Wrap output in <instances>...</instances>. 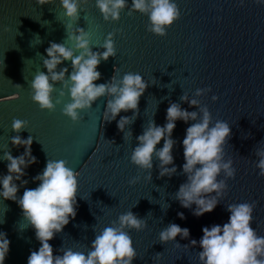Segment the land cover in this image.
Segmentation results:
<instances>
[{
  "label": "water",
  "instance_id": "obj_1",
  "mask_svg": "<svg viewBox=\"0 0 264 264\" xmlns=\"http://www.w3.org/2000/svg\"><path fill=\"white\" fill-rule=\"evenodd\" d=\"M175 2L180 18L167 29L166 36L159 37L147 30L146 14H129L131 0L119 21H105L96 0L81 4L76 21L65 17L60 0L43 5L37 0H0V176L7 174L4 153L18 157L24 152L23 147L11 143L17 134L12 130L14 119L27 121V128L19 135L33 138L32 154L36 157V163L25 170L23 179L28 183L20 187L18 196L23 195L25 187L37 186L34 177L48 160H64L80 173L77 215L49 242L54 255L67 248L87 253L95 236L128 211L147 224L139 232L129 229L137 253L133 264H200L201 249L191 246V240L199 242L204 227L226 223L230 216L227 205L232 203L255 205L251 227L264 236V177L256 167V151L264 148V5L255 0ZM69 23L73 32L82 28L89 33L94 52L104 51L102 45L108 34H115L116 55L101 61L97 84L109 82L114 74L119 79L129 72L139 73L148 82L135 116L131 111L120 113L132 118L125 129L131 133L127 139L117 128L120 116L110 123L103 119L109 97L83 110L76 124L62 112L64 104L70 102L67 94L52 112L42 111L32 101L31 82L38 72L47 73L43 60L50 43L73 47L67 39ZM64 67L70 74L71 62L65 61L57 70ZM55 87L54 101L61 90H68L61 83ZM198 89L211 91L197 95ZM185 95L189 100L196 99L198 106L182 100ZM213 96L217 97L215 101ZM172 103L196 111L199 117L200 108L207 107L213 124L220 120L231 128L225 160H233L235 178L226 181L221 203L201 217L175 200V193L187 179L182 172V141L186 128L198 121L176 123L172 138L176 141L173 156L177 173L171 178L159 177V161L155 158L151 181L146 179L148 173L130 160L136 138L150 122L163 126ZM162 146L163 140L157 147ZM137 176L138 182L131 184ZM181 212L185 219L179 218ZM0 220V232H5L10 241L5 264H27L31 251L38 250L40 243L32 227L26 225L21 208L0 198ZM171 223L188 228L189 238L177 236L179 245L161 243L159 234Z\"/></svg>",
  "mask_w": 264,
  "mask_h": 264
},
{
  "label": "clouds",
  "instance_id": "obj_2",
  "mask_svg": "<svg viewBox=\"0 0 264 264\" xmlns=\"http://www.w3.org/2000/svg\"><path fill=\"white\" fill-rule=\"evenodd\" d=\"M38 4H53L55 0H37ZM87 0H60L65 17L69 21L79 18L81 4ZM243 3V0H241ZM258 5H264V0H255ZM96 7L105 21H119L120 13L128 7V0H96ZM131 12L146 14L149 20L148 31L164 37L175 21L180 18V10L175 0H131ZM73 24L66 26L67 39L73 47L64 43H50L43 60L44 71L38 72L31 82V99L38 104L42 111L52 112L63 97L70 96V102L64 104L62 112L74 124L80 121V113L91 109L100 98L109 97L104 111V121H117L121 112L133 113L139 110L140 98L149 87L148 82L139 73H126L122 78L114 74L106 83L97 84L101 79L98 67L101 61L115 57L114 33H109L103 43L104 51H92L91 37L84 29L72 31ZM65 61H70L72 71L59 68ZM116 72L118 69L115 70ZM56 83L65 84L67 93L59 92L58 98H53ZM155 83V82H153ZM211 89H198L201 95ZM191 106L197 107L196 99L189 100L185 95L181 98ZM212 99L215 101L216 96ZM202 117L196 111H187L177 103L167 108L166 123L157 126L150 122L137 139V145L131 153V163L138 169L148 173L146 179L151 181V170L154 158L159 161V177L171 178L177 173L174 163L173 148L176 141L172 138L177 121L188 124L182 141L184 164L182 172L187 177L186 182L179 186L175 193L181 207L192 210L196 217L211 213L227 191L228 179L235 178L236 169L233 160H225V146L231 135V128L227 122L217 120L212 123V116L207 107L200 108ZM132 123V118L120 116L117 128L125 134V139L131 136L125 132L126 126ZM27 128V121L14 119L12 130L17 133L11 143L16 147H23L24 152L13 157L5 152L3 159L7 161V174L0 176V198L11 200L21 208L23 219L27 226H31L35 237L40 243L38 250L31 251L27 264H133L137 257L129 229L141 231L147 227L146 222L132 211L119 216L117 222L105 227L95 236L90 250L85 253L74 251L72 248L63 250L62 254L54 255V249L49 243L75 219L77 215L78 178L80 173L73 171L64 160H48L46 167L34 177L38 182L35 188H27L22 196H18L20 187L27 185L23 179L26 169L36 163L32 154L33 138H22L19 133ZM163 140V146L157 145ZM258 162L256 167L259 175L264 177V148L256 151ZM223 175V179L220 177ZM139 176L130 183L136 184ZM19 182V184L17 183ZM195 205V208H193ZM253 203H232L227 205L229 219L222 226L214 224L202 229L203 236L197 242L191 240V246H199L200 264H264V236H259L251 227L253 222ZM180 219L184 214L178 213ZM3 223V220H0ZM21 229L25 228L22 225ZM188 239L190 230L178 224L171 223L159 234V241L164 244L176 242V237ZM187 247V245H185ZM10 241L5 232H0V264H5L9 254ZM162 257L157 253L156 259Z\"/></svg>",
  "mask_w": 264,
  "mask_h": 264
}]
</instances>
